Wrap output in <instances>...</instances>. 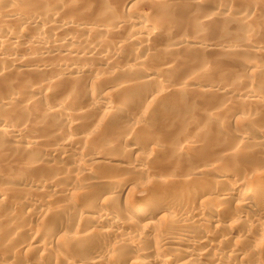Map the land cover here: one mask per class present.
I'll use <instances>...</instances> for the list:
<instances>
[{"label": "bare ground", "instance_id": "1", "mask_svg": "<svg viewBox=\"0 0 264 264\" xmlns=\"http://www.w3.org/2000/svg\"><path fill=\"white\" fill-rule=\"evenodd\" d=\"M0 264H264V0H0Z\"/></svg>", "mask_w": 264, "mask_h": 264}, {"label": "rangeland", "instance_id": "2", "mask_svg": "<svg viewBox=\"0 0 264 264\" xmlns=\"http://www.w3.org/2000/svg\"><path fill=\"white\" fill-rule=\"evenodd\" d=\"M207 54H209V55L207 56ZM207 54H205V57H207V58L213 57L212 53L208 52ZM244 55H245V57H250L251 59H254V60L263 61L262 58L256 57V56H254L248 52H245ZM227 63H228V67H229V69H227V70H234L235 68H238L237 65L233 64L232 60H228Z\"/></svg>", "mask_w": 264, "mask_h": 264}]
</instances>
